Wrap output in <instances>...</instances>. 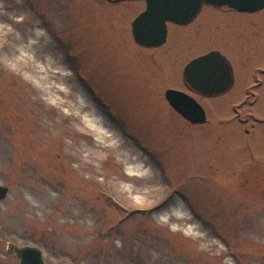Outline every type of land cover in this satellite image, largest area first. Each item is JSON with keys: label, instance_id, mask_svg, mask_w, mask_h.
<instances>
[{"label": "rangeland", "instance_id": "1", "mask_svg": "<svg viewBox=\"0 0 264 264\" xmlns=\"http://www.w3.org/2000/svg\"><path fill=\"white\" fill-rule=\"evenodd\" d=\"M142 8L0 0V264H19L7 241L38 246L46 264H264V125L220 122L233 103L263 115L264 98L194 95L204 124L165 99L189 92L183 67L210 48L241 69L240 89L252 84L264 9L205 5L146 50L130 34Z\"/></svg>", "mask_w": 264, "mask_h": 264}, {"label": "water", "instance_id": "2", "mask_svg": "<svg viewBox=\"0 0 264 264\" xmlns=\"http://www.w3.org/2000/svg\"><path fill=\"white\" fill-rule=\"evenodd\" d=\"M122 1V0H114ZM146 8L131 22L132 36L142 46H158L165 41L166 22L186 24L198 13L203 4L213 6H228L238 11L253 12L264 7V0H188L190 10L166 19L154 31L142 29L137 23L139 18L150 10L156 0H144ZM208 66L214 69L211 74L203 75L193 82L189 68L192 65ZM183 80L186 86L201 95H214L226 91L232 84V71L229 60L218 50H211L191 59L183 69ZM165 98L169 105L183 118L191 123H203L206 120L205 111L201 104L191 95L174 88L165 91ZM9 191L7 185L0 184V200L4 199ZM6 252L18 259L19 264H46L42 250L31 244H18L7 241Z\"/></svg>", "mask_w": 264, "mask_h": 264}, {"label": "flooded vegetation", "instance_id": "3", "mask_svg": "<svg viewBox=\"0 0 264 264\" xmlns=\"http://www.w3.org/2000/svg\"><path fill=\"white\" fill-rule=\"evenodd\" d=\"M108 3H118V2H122V1H114V0H106ZM128 1H134V0H128ZM127 0L125 2H128ZM137 1V0H135ZM138 1H141L143 2V8L141 10H139L136 15L140 12H142L145 8H146V3L144 0H138ZM205 5L203 4L200 8V10L198 11V13L194 16V18L189 21L188 23L186 24H175L173 22H166V36H165V41L158 45V46H151V47H146V46H142L138 43H136L133 39V42L143 48V49H146V50H156V49H160L161 47L163 46H166L168 45V41H169V35H170V32L179 28V27H186V26H189L190 24L193 23L194 19L199 15V13L201 12V10L203 9ZM214 8H217V9H222L224 12H235V13H242V14H247V15H250L252 13H256L264 8H261L257 11H254V12H240V11H237L233 8H230L228 6H221V7H215V6H212ZM135 15V16H136ZM132 22V20H131ZM131 30H132V27H131V23H130V34H131ZM131 37H132V34H131ZM211 50H218L219 52H221L223 55H225V57L229 60L230 64H231V71H232V84L231 86L224 92L220 93V94H214V95H201L193 90H191L188 86L185 85L186 89L189 91L188 93L190 94H193V96H199L201 98H203L204 100L205 99H213V98H216L220 95H224L228 92L231 91V93H233L234 95L236 96H239V95H242L241 99L244 98V101L246 99H250V100H253V101H250V103L252 105L255 104V102L260 99V97L262 96V98H264V92L261 90L259 91V89H261L262 85L264 84V58L262 59V62H261V65L259 64H254L252 65L251 69H249V75L251 77V79L254 81L252 84H245L241 87L240 89V82L237 80V77L240 76L241 78V69L238 68V65L234 62V60L231 59V57L224 53L221 49L219 48H210L208 50H206L204 53L208 52V51H211ZM202 54V53H201ZM254 61V60H253ZM257 63V62H256ZM246 72V71H245ZM245 72L243 75H245ZM245 78V76H244ZM240 89V90H239ZM182 90V89H181ZM241 93V94H240ZM196 98V97H195ZM197 99V98H196ZM198 100V99H197ZM200 102V101H199ZM205 103V102H204ZM204 103L202 104L203 106V109L205 111V116H206V120L204 123L208 122V111H209V106L207 104L204 105ZM240 105V103L236 104V103H233V114L232 116L228 117V118H225L223 117V119H220V122L221 121H224V120H227V122L230 121L231 118L233 119H237L238 122H242V124H246L248 122V119L250 118L251 120V123L249 124L250 127H254V125H258V124H262L264 125V114L262 115H257L253 112H247L246 113V117H242L241 116V107L238 106ZM232 120V119H231ZM203 123V124H204ZM244 130L246 131V133H248V131H250L248 128H244Z\"/></svg>", "mask_w": 264, "mask_h": 264}, {"label": "snow or ice", "instance_id": "4", "mask_svg": "<svg viewBox=\"0 0 264 264\" xmlns=\"http://www.w3.org/2000/svg\"><path fill=\"white\" fill-rule=\"evenodd\" d=\"M190 10L188 0H156L148 12L139 18L137 23L142 29L154 31L166 19H171L176 15L187 13ZM5 54L8 52L7 45H3ZM213 68L199 64L192 65L189 68L190 78L195 83L203 75L211 74Z\"/></svg>", "mask_w": 264, "mask_h": 264}, {"label": "bare ground", "instance_id": "5", "mask_svg": "<svg viewBox=\"0 0 264 264\" xmlns=\"http://www.w3.org/2000/svg\"><path fill=\"white\" fill-rule=\"evenodd\" d=\"M0 31H2L3 33H5V31L2 30V27H1V26H0ZM94 128H96V126H94ZM96 129H97V128H96ZM97 130H98V129H97ZM98 131H99V130H98ZM99 132H100V131H99ZM134 166H135L136 170H139V171L141 170V169H140L141 166H139V165H137V164L134 165Z\"/></svg>", "mask_w": 264, "mask_h": 264}]
</instances>
